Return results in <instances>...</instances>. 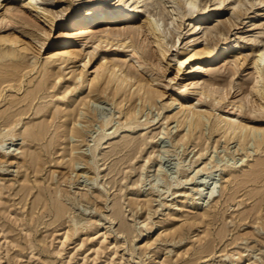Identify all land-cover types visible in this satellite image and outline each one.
Masks as SVG:
<instances>
[{
    "label": "rangeland",
    "instance_id": "obj_1",
    "mask_svg": "<svg viewBox=\"0 0 264 264\" xmlns=\"http://www.w3.org/2000/svg\"><path fill=\"white\" fill-rule=\"evenodd\" d=\"M22 1L0 0V34L17 33L30 47L18 43L16 56L0 58V79L21 66L0 83V134L15 135L10 147H17L9 173L0 172V264H264V140L256 142L262 131L243 140L212 128L225 117L264 127L260 100L248 94L254 60L264 49V0H199L205 14L186 12L183 0L174 10L168 0H139V22L160 17L168 29L163 58L147 33L131 40L146 61L133 68L149 81L158 77L152 84L160 93L150 103L136 94L130 101L113 97L110 87L102 91L105 78L96 69L104 55L124 69L137 62L129 37L123 45L122 36L100 42L105 19H69L83 0H37L48 17ZM112 15L109 8L103 17ZM89 24L93 30L68 44L75 57L46 63L62 45L60 34ZM224 44L231 48L218 62L194 60L178 69L187 52ZM198 63L204 70L190 74ZM47 70L53 73L47 88L33 93ZM191 79L197 88L217 89L196 99L191 85L182 97ZM174 96L204 113L202 126L189 125ZM13 117L20 121L6 131L5 120ZM35 123L47 128L39 140L25 134ZM129 148L135 149L130 159ZM73 157L75 166H85L84 176L71 172ZM210 186L212 197L197 198ZM60 205L67 211L57 217ZM252 229L263 239L249 235Z\"/></svg>",
    "mask_w": 264,
    "mask_h": 264
},
{
    "label": "bare ground",
    "instance_id": "obj_2",
    "mask_svg": "<svg viewBox=\"0 0 264 264\" xmlns=\"http://www.w3.org/2000/svg\"><path fill=\"white\" fill-rule=\"evenodd\" d=\"M139 0H83L79 3L78 7L74 10L75 13L71 14L69 19L75 20L77 24H80L82 21H92L94 19H105L104 26L100 29L101 35H100V42L107 41L109 42V38L113 37H120L119 39V45H123L128 37L130 38L127 41V46H132L130 53L135 58L137 64L132 63V67H128L126 69L123 68L124 62H121L117 59L108 57L106 55L103 56L105 59L104 61L100 62L98 68L96 71L100 70L99 74L102 78H105V85L103 86L102 91H106L107 88L110 87V93L113 97H115L118 94H124L122 97V100L130 101L133 95H137L139 99H141L143 102H152L154 95L157 93H160L155 87H153L152 81L154 79H157L158 77H154L149 81L148 79L143 78L141 74L137 72V69L133 67L142 66L146 63L145 57L141 56L140 53L135 49L134 43H132L133 37H138V35L141 32H145L148 35H150V38L152 43L154 44V52H158L160 58L164 57L165 53V44L163 42L164 35L167 33V28L163 27L161 25V19L160 17L156 18H150V17H144L142 22H139L141 20L140 11L142 9V6L138 4ZM171 2V9H177L178 1L177 0H168ZM37 4V0H23L22 5L29 10L35 11L37 9V13H42V16H45L46 14L43 12L42 9H39ZM183 5L186 12H192L196 8L200 9V14H205L206 11L203 8H201L199 5V0H183ZM112 8L113 14L112 16L103 17V14H105L106 10ZM8 13H10V10H8ZM26 12L23 11L22 15L26 17ZM159 15V14H158ZM22 16V17H23ZM27 18V17H26ZM137 18V19H136ZM126 19V20H125ZM10 21L16 22V20L13 17L9 18ZM50 20V18H49ZM174 19L171 18L169 23H173ZM35 23V22H34ZM36 24V23H35ZM94 27L89 24L82 28L81 30H78L77 32H63L59 36L60 41H58V44H62L54 49V51L49 55V57L46 58V63L61 60L66 61L69 60L77 55L75 50L73 48H69V45L71 43L75 42L78 39L79 34L93 30ZM35 37V36H33ZM39 39V38H37ZM20 35L17 33H9V34H0V58L2 59H11L10 56H16L14 52V46L19 43L22 48H30L27 44H24L21 42ZM8 44V45H7ZM69 44V45H68ZM68 45V46H66ZM118 45V47H119ZM227 44H224L222 46H217L215 48L211 49H205L200 51H191L184 54L181 59L179 60L178 69H182V67L185 65V63L190 61H201L204 60L207 63L212 62H218L220 57L222 55L226 54V51L229 50L231 47L230 45L226 46ZM154 53L151 54L153 57ZM262 61H264V49L259 51L256 55V58L254 60V71H253V83L250 86V91L248 94L255 95L259 98L260 102L257 104L258 110H264V65H262ZM86 64V61L84 62V65ZM192 72L191 70L189 73H195V72H201L204 70L203 64L198 63L196 66H192ZM21 70L20 65H12L11 70L8 71L5 74V77H1L0 83L4 81L11 80V76L13 72ZM149 72H152V70L148 69ZM45 74V78L42 79L37 87L33 89V93H38L40 91H44L47 87L48 78L53 75L52 72L48 71ZM144 79V80H143ZM198 84V80L191 79L188 81L181 92L182 97H185L188 95V93L191 91L190 87L192 85V90H194L195 98H205L207 96H211L217 89V87L213 86L210 83H207L206 85H200L199 88L196 87ZM135 85V87L132 89V91L129 92V89ZM128 86V88L126 87ZM128 91V92H127ZM109 94V93H107ZM179 97L174 96L172 97V101L179 102ZM181 105V108L179 111H181L184 118L189 119V125H191L193 128H196L197 126L200 127L203 124L202 116H204V113L196 109V105L193 104H187L183 101L179 102ZM41 107L36 109V112H39ZM129 114L127 118H132L133 114L131 113V109H128ZM25 111H20L19 115H22ZM82 113V111H81ZM135 115V114H134ZM18 120L17 117H13L10 119L5 120V124L8 125V128L6 131H11L12 128L16 125ZM135 122L137 120H134ZM221 121L223 123H221ZM221 123V124H220ZM221 127H224V132L229 134H237V137H243V140L249 136L250 133H254L256 130L262 131V136L260 138H257L256 142L259 146L260 143L264 140V127L262 126H254L247 122L243 123L242 121H233L227 119V117L222 118L220 120L214 119L212 128L219 129ZM73 130V129H72ZM47 131L46 129L40 128L38 123L28 125L25 130V134L29 136H33L36 138V140H39L41 136L45 134ZM75 131V130H73ZM9 137L3 138V136ZM15 135L12 133H2L0 134V172L4 173L5 170H8L11 165H13L14 156L13 154H10V151H15L17 147L11 148L14 144L13 139ZM83 136V134H81ZM188 136H195L194 132L189 131ZM6 139H10V141L5 142ZM9 145H6V144ZM6 145V146H5ZM124 146H128L127 142H125ZM126 154L130 155L128 158H132L135 156V149L129 148L128 151H126ZM82 159V156H81ZM77 158L73 157L71 159L72 161V171H74L75 177L79 178L80 175H83L85 173V166L79 165L75 166L74 161H76ZM18 162V160H16ZM3 171V172H2ZM10 170L6 171V173H9ZM53 172L61 173L62 171H58L57 169H53ZM84 176V175H83ZM81 177V176H80ZM86 177V176H85ZM90 179V177L88 178ZM87 179V180H88ZM78 180V179H77ZM255 180V179H254ZM85 181V180H84ZM75 182V181H74ZM79 183V182H78ZM90 183V182H89ZM87 183V184H89ZM86 184V185H87ZM211 187V186H210ZM208 187L206 192H203V189L200 190L197 193V198L201 197L203 195V198H209L214 195V187L211 188ZM58 189V187H56ZM205 193V194H203ZM59 196H63V193L60 191ZM69 198V197H67ZM85 198V196H84ZM76 199V196L74 195L72 198V202L74 203ZM85 201L89 202L90 198L86 197L84 199ZM59 203H61V200H59ZM65 205V204H63ZM63 205H60V207H55V214L57 217L61 216V211L66 212L67 208H65ZM73 233H78V228L74 227L71 229ZM249 235H254L259 237L260 239H263V235L259 231V229H252L248 232ZM254 239V238H253ZM247 241V240H245ZM259 242V241H258Z\"/></svg>",
    "mask_w": 264,
    "mask_h": 264
}]
</instances>
